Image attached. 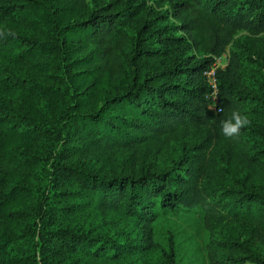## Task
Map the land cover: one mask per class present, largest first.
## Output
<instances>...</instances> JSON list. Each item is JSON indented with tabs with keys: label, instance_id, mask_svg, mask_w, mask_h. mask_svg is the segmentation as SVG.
Wrapping results in <instances>:
<instances>
[{
	"label": "trees",
	"instance_id": "obj_1",
	"mask_svg": "<svg viewBox=\"0 0 264 264\" xmlns=\"http://www.w3.org/2000/svg\"><path fill=\"white\" fill-rule=\"evenodd\" d=\"M163 1L140 21L142 0H0V97L21 93L19 105L0 101V264H146L161 217L195 214L215 236L223 210L257 232L211 236L209 263L264 264V123L248 116L231 138L221 127L255 99L264 110V79L257 95L246 75L256 58L235 39L264 32V0ZM228 47L215 112L204 71ZM193 127L209 134L185 140L170 165L138 166L144 144ZM214 144L249 168L227 163L232 181L213 182ZM169 242V264H181Z\"/></svg>",
	"mask_w": 264,
	"mask_h": 264
},
{
	"label": "rangeland",
	"instance_id": "obj_2",
	"mask_svg": "<svg viewBox=\"0 0 264 264\" xmlns=\"http://www.w3.org/2000/svg\"><path fill=\"white\" fill-rule=\"evenodd\" d=\"M142 12L139 15L140 21H145L157 15V11H162L170 8V3L163 0H142ZM145 1V3H144ZM128 31H133L132 27L127 28ZM236 43L247 48L255 61H250L247 66V80L250 83L253 93L260 95V82L264 79V32L256 33L250 29L241 28L235 34ZM231 47V46H230ZM227 50H229V48ZM230 51V50H229ZM4 97H9L4 99ZM11 100L12 105H19L21 93L19 90L8 94H2L0 101ZM255 99L252 104L245 108V114L252 117L258 123H264V110H256ZM209 131L201 127H193L187 130L178 131L168 136L157 137L142 146V159L138 166H151L156 168L159 165L168 166L172 159L177 158L182 152L183 142L185 140L194 144L195 142L204 140ZM124 155V153H122ZM207 156L214 163V173L210 177L213 182L218 183L221 180L232 181L231 173L226 171L225 165L231 169H240L246 171L249 166L247 162L238 156L229 158L225 147L221 144H214L207 151ZM88 224L91 221V216L85 217ZM116 220L119 227L124 228L125 232L134 230V223L130 219H125L122 216L116 215ZM103 223H98L106 231H112V225L103 220ZM217 230L212 236L211 230L208 231L199 224L198 217L195 214H167L161 217L154 224V233L157 244L147 255L146 264H169L167 257L170 251V238H174L178 256H180L181 264H210L208 261L206 242L210 237L216 239L224 238L228 235L251 236L257 232L256 225L243 217L241 213L233 214L229 210H223L222 217L217 220ZM264 244V242H262ZM220 251L223 249H219ZM85 261L88 264H142V258L131 259H111L110 257L90 259ZM243 264H255L251 261H246Z\"/></svg>",
	"mask_w": 264,
	"mask_h": 264
},
{
	"label": "built area",
	"instance_id": "obj_3",
	"mask_svg": "<svg viewBox=\"0 0 264 264\" xmlns=\"http://www.w3.org/2000/svg\"><path fill=\"white\" fill-rule=\"evenodd\" d=\"M229 60V50H225L220 54H214L211 65L204 71L207 83L209 85V91L207 94V98L209 99L208 107L215 112L222 110L218 72L228 65Z\"/></svg>",
	"mask_w": 264,
	"mask_h": 264
},
{
	"label": "clouds",
	"instance_id": "obj_4",
	"mask_svg": "<svg viewBox=\"0 0 264 264\" xmlns=\"http://www.w3.org/2000/svg\"><path fill=\"white\" fill-rule=\"evenodd\" d=\"M250 123L247 115H242L240 111H233L228 119L221 122L222 132L229 138L238 136L240 130Z\"/></svg>",
	"mask_w": 264,
	"mask_h": 264
}]
</instances>
